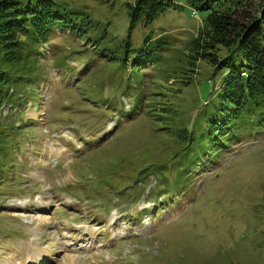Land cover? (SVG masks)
Instances as JSON below:
<instances>
[{"label":"rangeland","instance_id":"rangeland-1","mask_svg":"<svg viewBox=\"0 0 264 264\" xmlns=\"http://www.w3.org/2000/svg\"><path fill=\"white\" fill-rule=\"evenodd\" d=\"M55 1L89 22L0 107V264H264V94L219 109L202 14L128 31L125 0Z\"/></svg>","mask_w":264,"mask_h":264},{"label":"trees","instance_id":"trees-1","mask_svg":"<svg viewBox=\"0 0 264 264\" xmlns=\"http://www.w3.org/2000/svg\"><path fill=\"white\" fill-rule=\"evenodd\" d=\"M124 4L128 31L138 22L148 24L166 8L185 5L191 13L202 14L187 58L191 63L205 60L221 73L220 110L226 105L238 108L247 98L264 94V0H125ZM61 5L55 0H0V107L18 100L15 93L32 73L37 46L46 43L56 26L76 28V18L80 25L89 22L85 12L79 18L71 16L78 10ZM158 40L160 53L166 38ZM148 44L144 37L141 45L148 49ZM223 122L221 116L217 123Z\"/></svg>","mask_w":264,"mask_h":264}]
</instances>
